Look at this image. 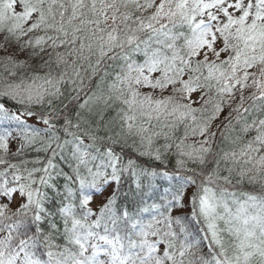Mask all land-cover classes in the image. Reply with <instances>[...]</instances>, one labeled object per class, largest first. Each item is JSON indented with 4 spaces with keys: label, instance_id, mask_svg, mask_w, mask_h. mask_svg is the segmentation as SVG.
<instances>
[{
    "label": "snow or ice",
    "instance_id": "1",
    "mask_svg": "<svg viewBox=\"0 0 264 264\" xmlns=\"http://www.w3.org/2000/svg\"><path fill=\"white\" fill-rule=\"evenodd\" d=\"M0 264H264V0H0Z\"/></svg>",
    "mask_w": 264,
    "mask_h": 264
},
{
    "label": "rangeland",
    "instance_id": "2",
    "mask_svg": "<svg viewBox=\"0 0 264 264\" xmlns=\"http://www.w3.org/2000/svg\"><path fill=\"white\" fill-rule=\"evenodd\" d=\"M13 149L15 148V144L12 145Z\"/></svg>",
    "mask_w": 264,
    "mask_h": 264
}]
</instances>
